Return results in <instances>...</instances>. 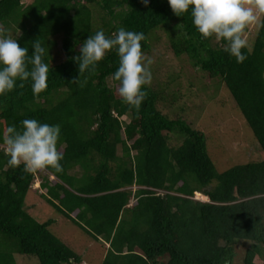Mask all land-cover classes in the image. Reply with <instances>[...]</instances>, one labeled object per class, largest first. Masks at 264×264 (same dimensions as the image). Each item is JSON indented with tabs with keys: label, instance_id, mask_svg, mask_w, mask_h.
<instances>
[{
	"label": "trees",
	"instance_id": "trees-1",
	"mask_svg": "<svg viewBox=\"0 0 264 264\" xmlns=\"http://www.w3.org/2000/svg\"><path fill=\"white\" fill-rule=\"evenodd\" d=\"M23 1L0 0V25L29 54L36 39L49 47L47 88L34 96L25 83L0 97V132L31 118L59 124L63 171L11 168L0 146V264H17L18 256L38 264H68L69 258L82 263L48 231L51 220L37 222L24 210L38 177L55 212L103 240L101 264H232L239 241L248 243L242 264H256L264 254V27L255 25L252 42L242 49L246 59L237 63L221 42L201 39L188 14L175 16L167 0ZM121 27L144 33L146 56L156 32L162 34L179 68L194 73L190 78L206 82L204 88L224 86L263 158L217 172L204 134L157 109L166 98L174 102L172 93L181 89L168 92L169 83L162 88L154 81L158 60L150 65L157 85L147 86L138 111L122 103L111 80L118 65L114 52L80 77H87L83 87L72 84L78 77L72 57L87 36L101 29L108 36ZM57 47L65 58L56 63ZM177 78L173 74L168 82ZM189 81L188 87L194 83ZM195 193L206 201L194 199Z\"/></svg>",
	"mask_w": 264,
	"mask_h": 264
},
{
	"label": "clouds",
	"instance_id": "clouds-1",
	"mask_svg": "<svg viewBox=\"0 0 264 264\" xmlns=\"http://www.w3.org/2000/svg\"><path fill=\"white\" fill-rule=\"evenodd\" d=\"M167 4L177 17L188 14L200 38L221 42L223 51L237 63L246 59L242 52L248 46L246 29L250 25L264 27V0H167ZM176 27L179 35H184V24ZM145 39L143 32L123 27L108 36L102 29L87 36L79 47V55L72 57L78 77L71 83L83 87L87 77L84 81L80 77L94 72L105 56L114 52L118 65L111 80L118 85L122 103L138 111L152 81L150 65L153 60L146 57L141 48ZM31 49L29 54L28 46L21 47L17 37L8 35V30L0 25V97H6L18 87L23 88L25 83L30 84L34 96L47 88L50 63L45 62L44 57H49V47L36 39ZM195 70L199 71L198 65ZM3 110L4 106L0 105V111ZM60 133L59 124L42 123L36 118L24 119L19 126L4 127L0 132V146L7 166H22L23 171L33 174L44 169L61 173L63 156L57 149ZM197 194L194 199L203 201L196 197ZM68 264H72L71 258Z\"/></svg>",
	"mask_w": 264,
	"mask_h": 264
},
{
	"label": "rangeland",
	"instance_id": "rangeland-1",
	"mask_svg": "<svg viewBox=\"0 0 264 264\" xmlns=\"http://www.w3.org/2000/svg\"><path fill=\"white\" fill-rule=\"evenodd\" d=\"M30 1L24 0L23 3L27 4ZM256 26L250 25L246 29L245 38L248 41V45H250V41L254 37ZM156 33L155 41L151 45V53L147 56L145 55L150 57L153 63L156 60L160 63L158 70H156V73L154 72V81L158 82V84L162 83V88L166 83H169L168 92H173L176 85L179 88L181 87V89L178 88L180 90L178 94L177 92L172 93H176L174 102L169 103L165 96L166 100L159 103L157 109L169 118L180 117L192 128L204 134L207 152L217 172H223L238 164L261 160L263 158L262 152L224 86H221L219 90H215L213 87L204 88L206 82L190 78L194 73L191 70L186 69V71H183L179 68L176 59L174 60L171 54L167 52L165 43L161 39L162 34ZM55 51L56 63L65 58L59 47ZM186 72L188 73V80L185 76ZM173 74L178 77L177 80L175 83L168 82L171 81L170 77ZM189 79L194 81L190 87H188L190 84L187 82ZM151 83L155 86L157 85L155 82ZM122 121H127V117H123ZM49 179H52V177ZM40 181L38 177L31 191L26 194L23 204L24 210L37 222L43 223L51 220L52 224L48 227V231L78 255L82 260L81 264H101L105 253L103 240H93L78 226L66 221L55 212L41 195L43 191L39 186ZM196 197L200 199L198 195ZM247 247L248 243L246 241H239L234 244L235 255L232 264H242ZM16 263L38 264L35 258L26 256L16 257ZM255 263L264 264V254L261 258L255 259Z\"/></svg>",
	"mask_w": 264,
	"mask_h": 264
},
{
	"label": "bare ground",
	"instance_id": "bare-ground-1",
	"mask_svg": "<svg viewBox=\"0 0 264 264\" xmlns=\"http://www.w3.org/2000/svg\"><path fill=\"white\" fill-rule=\"evenodd\" d=\"M197 195H198V197H199L200 199H202V200H205V199H206L203 195H200V194H197Z\"/></svg>",
	"mask_w": 264,
	"mask_h": 264
},
{
	"label": "built area",
	"instance_id": "built-area-1",
	"mask_svg": "<svg viewBox=\"0 0 264 264\" xmlns=\"http://www.w3.org/2000/svg\"><path fill=\"white\" fill-rule=\"evenodd\" d=\"M196 199V198H195Z\"/></svg>",
	"mask_w": 264,
	"mask_h": 264
}]
</instances>
